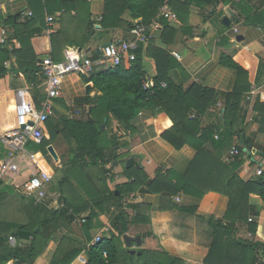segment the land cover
Returning a JSON list of instances; mask_svg holds the SVG:
<instances>
[{
  "label": "trees",
  "instance_id": "trees-1",
  "mask_svg": "<svg viewBox=\"0 0 264 264\" xmlns=\"http://www.w3.org/2000/svg\"><path fill=\"white\" fill-rule=\"evenodd\" d=\"M89 1L26 0L30 11L28 16L23 20L18 17L4 19L3 22L11 27V36L19 46L14 43L9 50L7 44H0V136L19 126L12 90L5 86L9 74L22 73L26 83L31 85L30 93L37 107H40L44 98L40 87L43 75L38 56L31 45V37L32 34L46 29L45 14L53 15L57 9L62 10L59 17L61 27L50 36L55 61L62 60L56 53L64 50L66 46L85 48L93 40H101L115 28L130 31L136 24L148 26L152 20L157 19L162 25L161 32L158 38L152 37L137 44L134 49L135 59L129 67L121 63L115 69L103 68L84 77L85 82H92L101 92V96L93 99L92 121L67 120L59 130L48 117L45 122L48 138H43L39 144L31 141L27 143L28 148L43 152L59 131L75 155L61 169L55 168L51 179V200L46 206L49 203L55 206L62 201L63 207L60 211L48 207L49 215L41 218L38 209L23 195H11L4 189L0 190V227L10 233L0 235V264L9 261L13 264H43L47 259L48 264H70L82 250L71 239L62 238L51 256L50 251H46L48 244L53 241L52 235L59 227V218L71 221L83 209L93 207L88 219L91 222L96 216L94 208L103 213L111 206L116 212L110 222L109 236L100 238L87 249L86 264H184L183 260L171 257L164 249L140 250L136 254L125 247L123 236L127 234L130 224L150 222L149 207L135 195L131 198L129 196L141 192L158 193L164 198H170L181 192L185 196L200 200L210 191L226 195L228 206L223 219H208V223L212 225L213 240L203 264H264V240L236 238L232 227L240 224L251 235L256 234L261 209L258 205L250 204L248 198L249 194H256L264 204V171L252 180L243 181L241 172L254 161L239 146V154L233 161L227 163L220 159V153L232 145V139L244 126L240 105L244 94L250 88L247 70L234 58L224 56L225 63L237 71V79L233 91L225 93L221 98L223 112L220 116L223 127L221 131L216 129V124L202 127V116L218 101L216 91L194 82L184 88L183 82L176 85L169 80L168 71L178 67L175 58L167 49L174 39L176 29L161 14L163 7H169L179 20L185 21L190 3L199 1L103 0L104 8L99 22L91 18ZM73 9L75 13L72 15ZM69 17L74 28L66 33L63 26L65 19ZM96 26L101 30L96 31ZM89 55L92 59H97L101 54L93 51ZM182 74L184 75L183 72ZM148 79L152 80L153 86L145 88L143 84ZM162 82L166 84L165 87L160 86ZM143 107L159 108L171 119L172 126L162 133V138L169 144L176 149L185 144L194 148L195 155L186 171L175 174L172 171L157 170L155 177L150 179L136 163L126 166L124 161H120L128 182L118 185L114 191H109L103 182L97 180L96 187L89 186L88 192L85 191L87 199H83L78 195L77 188L70 185L69 177L74 179L80 168L100 167L110 159L119 161L120 154L117 155L116 150L120 147L117 137L111 135L110 120L113 118L125 124L131 132L129 123ZM254 109L257 113L255 122L258 124V132L264 133V102L257 101ZM102 122L104 128L100 130ZM216 132L217 139L214 138ZM209 142L215 149L214 152L206 146ZM8 151L7 146L0 141V158ZM106 152L110 156H106ZM242 164L244 168L241 170ZM114 168L112 164L110 170L114 171ZM100 173L103 179L104 173ZM66 186L76 198L67 194ZM124 196L129 198L126 204L121 203ZM124 207L132 209L134 216L130 217ZM223 220H226L225 224L222 223ZM8 234L16 240H26L28 243L25 246H10Z\"/></svg>",
  "mask_w": 264,
  "mask_h": 264
},
{
  "label": "crops",
  "instance_id": "crops-1",
  "mask_svg": "<svg viewBox=\"0 0 264 264\" xmlns=\"http://www.w3.org/2000/svg\"><path fill=\"white\" fill-rule=\"evenodd\" d=\"M198 1L190 3L185 21L179 20L176 15L174 18H167L169 24L176 29L174 39L167 46V49L171 55L172 52H175L180 57L176 58L172 55L178 63V67H173L168 71V78L176 85L183 82L184 88L194 82L215 90L218 101L207 109L201 118V123L202 127L216 124V129L221 131L223 127L220 116L223 112L221 98L225 93L233 91L237 79V71L225 63L224 56L234 58L247 70L250 88L244 94L240 105L241 114L244 116V126L242 131L234 136L232 145L220 153V159L227 163L233 161L227 159L230 148L232 146L241 147L243 152L251 156L254 163L245 169H243L244 165L242 164L241 170L243 169V171L240 176L243 181L252 180L256 177L257 168L264 171V133L258 132V124L255 122L257 113L254 109L257 101L264 102V14H262L264 0ZM103 8V0L89 1V12L94 21L99 22L101 20ZM166 8L173 13L169 7ZM27 12L30 11L26 0H0V31H3L7 39L5 44L9 50L13 48L14 43L16 46H19V43L12 38L11 27L3 21L10 17L14 19L18 17V19L23 20L28 16ZM61 13L62 10L57 9L53 15L45 14V22L48 16H53L54 20L51 23L46 22V29L41 30L40 33L32 34L31 45L39 61L47 56L53 59L50 36L61 27L59 23ZM74 13V9L71 10V14ZM99 17L100 20H97ZM224 17L228 19L226 23L222 21ZM64 23L63 30L66 33L74 28L71 17L65 19ZM49 29L53 32L49 33ZM95 30L101 29L96 26ZM155 30L156 28L148 26L146 31L152 37L158 38L161 31ZM105 36L107 39L102 44H100L101 40H93L91 44L81 50L85 52L90 48L89 55L112 40L132 38L130 31L119 28L110 30ZM58 47L61 48L60 45ZM71 47L78 48L75 45L66 46L64 50L58 51L56 54H59L60 58L63 59L64 51ZM123 64L125 67H129L127 63L124 62ZM8 65L9 62L6 63V66ZM103 68L105 66L98 65L95 67V72ZM182 72L184 75L186 74V77ZM84 77L88 76L66 75L62 80L59 95L50 100L52 113L49 118L59 130L63 128V122L67 120H93L91 114V108L94 107L93 99L101 96V92L93 86L92 82H85ZM17 81L19 84H16ZM5 86L12 90L13 101L16 88L28 87L31 89V85L26 83L20 72L14 75L9 74ZM40 87L43 97H45L44 86L41 85ZM129 126L132 128L131 132L125 124L113 118L110 120L111 135L117 137L120 147L116 150V154H120L119 161L110 159L109 162L100 165V167L80 168V172L75 173L74 179L69 177L70 185L77 188L78 195L83 199H87L85 198V191L89 186L96 187L95 182L97 180L103 182L104 187L109 191H114L118 185L128 182L127 176L122 172L120 161H124L126 166L133 162L136 163L150 179L155 177L157 170L172 171L175 174H182L186 171L195 155V150L188 144L176 149L162 138V133L172 126V121L161 109L141 108L130 121ZM103 128L104 123L102 122L100 130ZM214 134V138L217 139L215 136L218 133ZM44 138H48L47 130ZM48 146L52 148L53 155L47 149ZM48 146L43 152L32 150V159L25 151H22L17 158L18 169L0 177V190L4 189L11 195L15 193L23 195L38 209L41 218L49 215L48 207H53L58 211L63 207L62 201L55 206L50 203L48 207L46 206L51 200V193L49 192L51 179L55 173V168L61 169L64 164L70 163L75 155L70 144L59 131L56 132ZM206 146L212 152L215 151L211 142ZM106 156H110V153L106 152ZM129 159L132 161L127 164ZM112 164L115 166L114 171L110 170ZM40 170L49 174L51 178L45 184L46 195L36 199L35 194L28 189L27 180L33 173ZM100 171L104 173V180L101 178ZM87 180L89 181L86 183ZM65 188L69 196L77 197L67 186ZM91 191L89 190V192ZM131 195H135L149 207L150 222L130 224L125 235L132 238L139 236L141 242L140 245L132 242L135 246L129 247L124 243L129 251L133 250L139 254L140 250L164 249L171 257L183 260L184 264L204 263L213 240L212 225L208 223V219L211 217L215 220L223 219L228 206L226 195L210 191L200 200L185 196L181 192L172 195L170 198H164L158 193L136 192ZM129 198L124 196L121 203L126 204ZM248 201L252 205H258L261 209L257 220V232L253 236L245 230L244 226L235 224L232 226L234 236L243 240H264V204L256 194H249ZM124 208L130 217L134 216L132 209ZM91 209L93 207L83 209L71 221L63 217L59 218V227L51 237L53 241L46 248V251H50V256L53 254L57 243L62 238H67L82 249L70 264L87 263V249L97 242V237L109 236L110 222L116 212L113 206L103 213L94 208L96 216L89 222ZM81 217H84L85 221H80ZM222 223L225 224L226 220H223ZM6 233L9 231H5L1 226L0 235ZM27 243L26 240H16L15 245L25 246ZM48 262L49 259L45 260L43 264H48ZM38 263L41 264L36 262V264ZM6 264H13V262L9 261Z\"/></svg>",
  "mask_w": 264,
  "mask_h": 264
},
{
  "label": "built area",
  "instance_id": "built-area-1",
  "mask_svg": "<svg viewBox=\"0 0 264 264\" xmlns=\"http://www.w3.org/2000/svg\"><path fill=\"white\" fill-rule=\"evenodd\" d=\"M167 12L161 14L167 18L175 17L173 13ZM27 14L29 15L30 12H27ZM53 20V16L46 18V22L48 23H51ZM97 20H100V17ZM155 21L159 22L157 19L152 20L148 26L157 29V23ZM148 26L136 24L130 30L132 35L131 39H117L108 42L100 48L101 55L97 59H92L88 53H85L81 49L71 47L66 48L62 60L55 61L49 56L40 60L39 65L43 75L42 85L44 86L45 97L42 99L40 107H37L28 87H18L14 90V110L19 126L0 136V141L9 149L0 159V177L18 169V155L24 151L28 142L31 141L39 144L45 137V122L52 113L50 100L59 95L63 78L68 74L89 76L95 72V67L98 65L105 66L106 69H115L121 63L125 62L129 66L131 61L135 59L134 49L137 47V44L139 42H145L152 37L146 31ZM50 32H53V30L49 29ZM5 43H7V39L3 31H0V44ZM172 55L180 58L175 52H172ZM143 85L145 88H149L153 86V82L148 79ZM165 85L164 82L160 83L161 87H165ZM215 137L217 138V136ZM238 154V148L232 146L227 159L234 160ZM28 156L31 159L33 158V154L31 153ZM262 172L263 169L257 168L255 173L256 177L261 175ZM50 178V175L42 170L33 173L29 177L27 186L29 191L35 194L36 199H40L46 195L45 184ZM130 197L133 196L131 195ZM80 221H85V218L81 217ZM99 239L97 237L96 241H99ZM8 243L10 246H15L16 239L9 236Z\"/></svg>",
  "mask_w": 264,
  "mask_h": 264
},
{
  "label": "water",
  "instance_id": "water-1",
  "mask_svg": "<svg viewBox=\"0 0 264 264\" xmlns=\"http://www.w3.org/2000/svg\"><path fill=\"white\" fill-rule=\"evenodd\" d=\"M227 18L226 17H224L223 18V23H226L227 22ZM105 45V44H104ZM103 45V46H104ZM102 46V47H103ZM90 50V48H88L86 51H85V53H88V51ZM97 51H100V48H97L96 49ZM102 128V127H101ZM47 149L50 151V153L53 155V150H52V148L50 147V146H48L47 147ZM132 161V159H129L128 161H127V164L129 163V162H131ZM37 230V229H36ZM123 240H124V243H125V245L127 246V247H129L130 245H131V243L132 242H135L137 245H140V237L139 236H136V237H134V238H132V237H129L128 235H124L123 236ZM131 253H135V251H130ZM29 262H31V261H29Z\"/></svg>",
  "mask_w": 264,
  "mask_h": 264
},
{
  "label": "rangeland",
  "instance_id": "rangeland-1",
  "mask_svg": "<svg viewBox=\"0 0 264 264\" xmlns=\"http://www.w3.org/2000/svg\"><path fill=\"white\" fill-rule=\"evenodd\" d=\"M167 11H168V9H167L166 7H163V8L161 9V13H163V12L166 13ZM167 14H168V12H167ZM155 22H156V21H155ZM152 23H153V22H152ZM156 23H157V29H156V30H157V32H158V31L160 32V31H161V28H162V27H161L162 25H161L159 22H156ZM158 25H159V26H158ZM158 28H159V29H158ZM156 30H155V31H156ZM106 39H107V37L104 35V36L101 38L100 44H102L104 41H106ZM16 84H19V82L17 81ZM232 142H233V139H232ZM232 142H231V143H232ZM24 151H25L27 154H30L31 151H32V148H30V147H29V148H28V147H25V148H24ZM73 187H74V186H73ZM130 198H131V197H130ZM131 245L135 246V244H132V243H131ZM131 245H130V246H131ZM49 255H50V253H49Z\"/></svg>",
  "mask_w": 264,
  "mask_h": 264
}]
</instances>
